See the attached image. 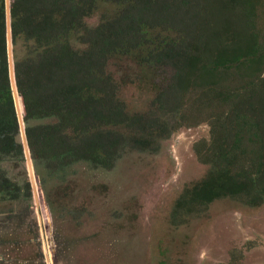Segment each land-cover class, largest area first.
Wrapping results in <instances>:
<instances>
[{
	"label": "trees",
	"instance_id": "obj_1",
	"mask_svg": "<svg viewBox=\"0 0 264 264\" xmlns=\"http://www.w3.org/2000/svg\"><path fill=\"white\" fill-rule=\"evenodd\" d=\"M99 1L119 10L90 26ZM262 1L9 0L15 88L47 205H55L56 190L67 192L78 170L109 171L129 152L158 153L179 128L199 122L209 125L210 137L194 143L193 153L207 170L175 200L174 222L223 198L262 205ZM114 57L155 77L143 109L120 97L126 82L108 70ZM25 165L0 0V201L30 196ZM16 167L20 179L12 175Z\"/></svg>",
	"mask_w": 264,
	"mask_h": 264
},
{
	"label": "rangeland",
	"instance_id": "obj_2",
	"mask_svg": "<svg viewBox=\"0 0 264 264\" xmlns=\"http://www.w3.org/2000/svg\"><path fill=\"white\" fill-rule=\"evenodd\" d=\"M118 10L99 1L86 22L97 25L102 15ZM259 11L264 33V0ZM204 25L207 34L209 24ZM108 70L126 82L120 97L129 108L143 109L151 79L156 82L147 67L114 57ZM234 81L239 78H229ZM209 131L206 122L185 125L158 153L129 152L109 171L87 175L80 169L65 194L53 192L54 206L45 200L47 212L37 182L33 191L27 163L25 177L16 167L12 175L25 179L30 196L0 201V264H48L45 251L50 264H264V203L253 208L218 199L174 222L175 200L207 170L193 145L208 140ZM32 179L37 181L35 172Z\"/></svg>",
	"mask_w": 264,
	"mask_h": 264
},
{
	"label": "water",
	"instance_id": "obj_3",
	"mask_svg": "<svg viewBox=\"0 0 264 264\" xmlns=\"http://www.w3.org/2000/svg\"><path fill=\"white\" fill-rule=\"evenodd\" d=\"M5 15H6L7 57H8V70H9L10 84H11L12 94H13V98H14V105H15V109H16V114H17L18 122H19L20 139H21L22 146L24 149L25 160H26V163L28 165V172H29V176L31 178L32 188H33L34 193L36 194V190H35L36 181L32 179L34 169H33V165H32V162H31L30 156H29L28 146H27V142H26V138H25V132H24V124H23L20 109H19V103H18L17 92H16V88H15V81H14L12 42H11V34H10L9 0H5ZM32 171H33V173H32ZM40 191H41V189H40ZM35 200L37 201L36 197H35ZM42 200L44 201L43 202V209L45 212H47L45 210V208H46L45 200L44 199H42ZM38 214L41 215L40 211H38ZM50 244H51V241H50ZM45 257H46V260H48L47 263L50 264L49 258H48V253L46 251H45Z\"/></svg>",
	"mask_w": 264,
	"mask_h": 264
}]
</instances>
